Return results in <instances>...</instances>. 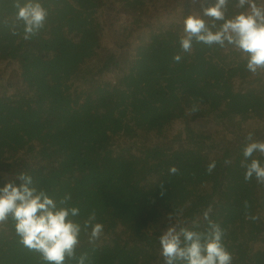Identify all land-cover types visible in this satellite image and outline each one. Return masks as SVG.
I'll list each match as a JSON object with an SVG mask.
<instances>
[{
	"label": "trees",
	"instance_id": "obj_1",
	"mask_svg": "<svg viewBox=\"0 0 264 264\" xmlns=\"http://www.w3.org/2000/svg\"><path fill=\"white\" fill-rule=\"evenodd\" d=\"M156 1L40 0L45 27L25 41L22 27L11 34L13 0H0V187L19 185L24 172L51 195L71 193L80 219L95 210L103 236L78 249L91 264H162L158 237L175 223L168 215L183 209L181 226L199 221L203 230L209 207L233 264H264V185L246 182L240 166L248 134L264 141V72L254 76L238 53L215 45L194 43L182 53V21L203 0H165L167 15L138 20ZM115 10L131 13V25L152 27L127 32L125 20L116 49L100 55L104 14ZM135 35L142 38L131 47ZM134 130L158 139L142 159L114 155V142ZM253 158L264 162L259 153ZM143 256L149 261L140 263ZM0 264H43L18 243L10 221L0 227Z\"/></svg>",
	"mask_w": 264,
	"mask_h": 264
},
{
	"label": "clouds",
	"instance_id": "obj_2",
	"mask_svg": "<svg viewBox=\"0 0 264 264\" xmlns=\"http://www.w3.org/2000/svg\"><path fill=\"white\" fill-rule=\"evenodd\" d=\"M13 7L17 10L10 26L13 36L21 35L17 28L22 27V39L28 41L45 27L49 13L40 0H13ZM182 23V53H191L194 43L215 45L238 53L254 76L264 72V0H203L200 11L186 15ZM181 59L180 54L173 56L174 62ZM246 139L249 143L240 162L244 180L254 178L264 185V162L253 158L254 153L264 157V141L253 140L252 133ZM215 167L213 160L207 165V173ZM169 172L176 174L178 169L171 166ZM15 179L21 183L8 181L0 187V227L10 221L18 243L36 253L43 264H91L88 254H78V249L85 241L95 246L103 236L104 225L95 222V210L80 219L81 209L72 203L71 193L51 195L38 189L32 176L24 172ZM244 206L249 207L247 201ZM211 210L209 207L203 213V230L199 221H193L191 228L181 226L177 217L182 210L168 215L167 219L175 223L158 237L162 264H233V255L224 243L225 231L210 219ZM246 219L256 221L259 217L247 215Z\"/></svg>",
	"mask_w": 264,
	"mask_h": 264
},
{
	"label": "rangeland",
	"instance_id": "obj_3",
	"mask_svg": "<svg viewBox=\"0 0 264 264\" xmlns=\"http://www.w3.org/2000/svg\"><path fill=\"white\" fill-rule=\"evenodd\" d=\"M178 1H182V0H176ZM175 0H173V4L176 3ZM197 2H199V0H196ZM154 5L150 6L149 9L144 12L142 15L139 16V19L142 23L144 24H150L152 22H154V18L152 17L155 16L156 14L159 15H167L168 12L170 11V6L168 7V2H165V0H157L156 2H153ZM166 8H168L169 10L166 11ZM194 11H190V13H192ZM126 17V19H125ZM136 18L129 13L128 15H124L122 14V12L117 13V11L115 10L114 13H105L104 14V18H103V22L105 23V27H106V32H105V49L103 51H101L100 55L102 54H109V51L111 50V48L116 49L115 43L117 42L116 36L120 34V31L118 28V24H125V20H129V24L126 27L127 32L129 31H136L137 30V26H141L137 22H135L133 25L132 22L135 20ZM154 19V20H153ZM142 27V26H141ZM151 25H147L146 27H142L143 29L147 30L148 28H151ZM114 30H118V32L114 31ZM121 39L124 41V37L123 35L120 36ZM134 37V38H133ZM132 38H129L130 41V46L133 47L136 45V42L139 41V39L142 38V36H133ZM222 52L224 53V51L222 50ZM101 57V56H100ZM104 57V56H103ZM119 60L122 62L124 60V58H122L121 56H119ZM108 77H112L111 74H106L105 78ZM189 123V122H188ZM253 123V121H249V123L246 126H251ZM135 134H131L129 135V138L127 137H122L117 139L114 143V147L112 148V152L114 153V155L119 156V157H124L126 160H130L133 161L136 158L142 159L143 155L145 154V149L147 146L155 143L158 139V134L156 132H153V130H149V131H141V130H134ZM162 136V135H161ZM120 145V146H118ZM132 146L131 149H129V147ZM218 149H210L209 151H207L206 153L208 154L209 158L211 157H215L217 154ZM178 211L182 210V214L180 216H178L180 219H182L184 217L183 213L184 210L183 209H179L177 208ZM176 209V210H177ZM175 210V211H176ZM193 216V215H190ZM200 215L195 216V218H199ZM179 219V220H180ZM172 223L167 224V228L171 225ZM167 228H163L161 229L163 233ZM159 257V255H158ZM157 257V258H158ZM140 263H143L144 261H149V258L146 256L140 257L139 258Z\"/></svg>",
	"mask_w": 264,
	"mask_h": 264
}]
</instances>
